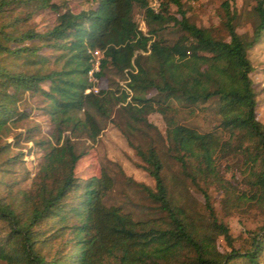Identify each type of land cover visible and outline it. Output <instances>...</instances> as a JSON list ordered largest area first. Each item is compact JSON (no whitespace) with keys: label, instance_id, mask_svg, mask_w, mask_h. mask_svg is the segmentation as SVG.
Wrapping results in <instances>:
<instances>
[{"label":"trees","instance_id":"1","mask_svg":"<svg viewBox=\"0 0 264 264\" xmlns=\"http://www.w3.org/2000/svg\"><path fill=\"white\" fill-rule=\"evenodd\" d=\"M91 1L93 8L78 13L65 8L50 29L35 33L20 31L22 20L9 18L6 10L53 7L51 0H0V183L7 189L0 196V264H264V225L252 233L249 248L234 249L227 225L217 219L201 187L214 185L228 210L247 204L264 211V127L256 119L247 57L264 35V0H253L250 37L236 32V13L229 0L222 3L227 40L189 22L181 0H158L157 9L150 0ZM171 6L178 17L169 13ZM135 9L147 33L134 20ZM168 25L179 33L171 43L159 35ZM43 48L53 53L51 68L38 54ZM94 50L102 53L96 77L112 72L124 88L85 92ZM23 66L38 68L27 72ZM24 93L47 102L50 139L37 142L42 157L29 189L13 191L7 179L21 153H13L4 139L27 117L18 111ZM174 102L209 104L221 132L183 124ZM152 113L163 118L164 137L148 122ZM108 123L121 130L143 163L153 187L142 189L164 217L136 220L107 205L114 178L104 169L85 180L75 176L85 154L78 140L94 142ZM138 136L147 141L134 144ZM163 154L201 192L205 218L181 204L164 173ZM229 155L241 161L246 193L239 194L221 174L219 161ZM218 238L229 251L217 249Z\"/></svg>","mask_w":264,"mask_h":264},{"label":"rangeland","instance_id":"2","mask_svg":"<svg viewBox=\"0 0 264 264\" xmlns=\"http://www.w3.org/2000/svg\"><path fill=\"white\" fill-rule=\"evenodd\" d=\"M224 1L181 0V4L189 22L197 27L210 29L216 38L227 40V34L223 27L225 17L222 3ZM158 3V0L149 1L150 6L156 9ZM51 4L53 7L47 8H37L35 5L17 7L11 5L6 10V15L9 18L18 17L22 20L19 27L20 31L31 30L35 33H43L55 24L57 15L62 13L65 8L73 13H78L94 7L91 0H51ZM229 5L236 13L234 21L236 32L250 37L255 20L252 10L254 1L229 0ZM169 13L178 17L176 8L173 6L170 7ZM134 20L139 29L143 33H147L148 28L143 22L142 13L137 9L134 11ZM159 35L164 41L171 43L178 37L179 33L168 25L159 31ZM25 45L35 46L38 45V42L26 41ZM38 54L46 58L45 67L51 68L53 53L43 48ZM247 57L252 65V72L249 76L256 94V119L264 127V35L248 49ZM19 62L21 61L19 60ZM23 68L27 72H32L38 66H23ZM93 78L95 80L91 82L92 88L97 91L106 90L108 87L114 88L116 85L121 89L124 88V81L112 72L102 78L94 76ZM41 89L46 91L48 83H43ZM153 95V91L148 93L149 97ZM174 106L179 107L180 122L183 124L194 127L199 132L211 130L221 132L209 104L193 107L174 102ZM46 107L47 102L39 94L24 93L20 96L18 111L25 113L27 117L20 121L16 128H12V132L4 139L10 143L13 153H21V159L15 163L7 179L8 183H13L11 184L13 191L28 190L38 170L42 149L37 142L50 139V123ZM147 119L157 129L161 137H164L165 124L163 118L158 113H152L148 115ZM150 135L151 138H155L154 132H151ZM222 137L227 138V134L222 133ZM142 138V136H138L132 140L134 144L139 141H147V138L144 140ZM78 148H83L85 151L84 156L78 160L74 169V174L78 179L85 180L91 176H99L102 169L108 171L114 178L113 189L105 199L107 205L112 204L121 207L136 220L164 217V214L158 211L156 204L148 198L142 189V186L152 188L153 180L144 171L143 163L136 156L117 126L108 123L94 142L85 139L78 140ZM162 152H165L164 148ZM163 158L165 162L164 173L170 178L169 185L179 197L181 204L205 218L206 211L201 192L194 188L188 179L182 178L178 165L167 154H163ZM219 165L222 176L238 189L239 194L246 193L245 177L241 174L242 168L239 157L226 156L220 159ZM201 187L206 191L217 219L227 225L233 248L239 250L249 248L252 233L257 232L264 225V211H260L254 206L247 207V204L228 210L223 206L222 192L214 185L201 184ZM6 192V186L0 183V196H4ZM0 231H4L1 224ZM216 246L221 252L230 250L222 238L217 239ZM184 264H187V260H184Z\"/></svg>","mask_w":264,"mask_h":264},{"label":"built area","instance_id":"3","mask_svg":"<svg viewBox=\"0 0 264 264\" xmlns=\"http://www.w3.org/2000/svg\"><path fill=\"white\" fill-rule=\"evenodd\" d=\"M102 58V53L99 50H94L90 52V69L87 72V81L90 83V87L85 90V92H98L95 88H92L91 82L95 80L96 73L99 72L100 60Z\"/></svg>","mask_w":264,"mask_h":264}]
</instances>
